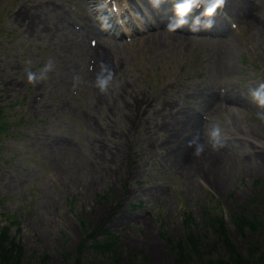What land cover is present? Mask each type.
I'll list each match as a JSON object with an SVG mask.
<instances>
[{
	"label": "rangeland",
	"instance_id": "1",
	"mask_svg": "<svg viewBox=\"0 0 264 264\" xmlns=\"http://www.w3.org/2000/svg\"><path fill=\"white\" fill-rule=\"evenodd\" d=\"M245 1L212 16L194 5L182 28L198 30L183 32L164 19L183 0H0V228L25 264L80 248L86 264H176L189 230L214 247L217 216L242 252L264 236V109L250 94L264 83V0L247 1L251 26L233 9ZM101 63L114 73L107 94ZM28 71L46 78L29 83ZM212 123L233 168L189 174L180 144L199 134L211 146ZM240 213L258 230L243 233Z\"/></svg>",
	"mask_w": 264,
	"mask_h": 264
},
{
	"label": "trees",
	"instance_id": "2",
	"mask_svg": "<svg viewBox=\"0 0 264 264\" xmlns=\"http://www.w3.org/2000/svg\"><path fill=\"white\" fill-rule=\"evenodd\" d=\"M3 110L0 108V117ZM4 124L0 121V131ZM239 229L245 233L246 230H258V220L250 219L244 213L234 216ZM211 234L214 237L213 245L203 243L199 236L189 230L185 238L174 245L176 249V264H264V236L248 243L245 252L240 251L238 246L230 238L227 225L222 216L208 220ZM113 241H93L91 246L98 250H105L112 246ZM83 244H81L82 246ZM216 246L218 249H216ZM81 248L76 256L63 253L61 264H86L82 260ZM25 250L15 237L10 235V227L0 228V264H25ZM90 264V263H89Z\"/></svg>",
	"mask_w": 264,
	"mask_h": 264
},
{
	"label": "clouds",
	"instance_id": "3",
	"mask_svg": "<svg viewBox=\"0 0 264 264\" xmlns=\"http://www.w3.org/2000/svg\"><path fill=\"white\" fill-rule=\"evenodd\" d=\"M200 3L206 4L203 15L212 16L216 8L224 4V0H183L182 3L176 5V11L179 18L176 20L175 23H170L168 27L170 29H175L185 25L187 23L185 19L186 14L189 13V11L193 8L194 5ZM199 23H200V17L197 16L194 19V25ZM204 26L207 28H211L213 26V22L211 20H208L205 22ZM191 30L196 31L197 29L193 26ZM51 67H52L51 64H47L45 68L40 71V73L47 72L48 70L51 69ZM105 71L108 73L106 77L101 78V76L97 74L95 80V87H97L102 94L108 93L109 87L114 79V73L112 72V70L104 63H101L100 72L103 73ZM45 78L46 76L43 74L38 75L31 71L27 72V80L29 83H33V84L38 83ZM250 94L253 101L260 108L264 109V83H260L256 88L251 89ZM256 115L261 121H264V111H258ZM207 134H208L209 142L211 143V146L214 150L223 146L222 129L218 123H212L209 126ZM193 145H195L193 155L197 157L200 156L204 151V144L200 142L199 134L194 136L188 142L189 147H192Z\"/></svg>",
	"mask_w": 264,
	"mask_h": 264
},
{
	"label": "bare ground",
	"instance_id": "4",
	"mask_svg": "<svg viewBox=\"0 0 264 264\" xmlns=\"http://www.w3.org/2000/svg\"><path fill=\"white\" fill-rule=\"evenodd\" d=\"M248 1V0H247ZM245 1V2H247ZM243 3V2H242ZM241 2H236L235 5H234V10L236 13H238L243 19V22L244 24L246 25H249L251 26L254 22H255V18L253 17V15H251L250 11L252 8H254V6L256 4H250V3H245L247 6H244L242 5ZM258 6V5H257ZM246 9V12H243L242 10H245ZM159 18H164V16L161 14ZM166 19L167 22H171V23H175L176 22V19L174 18L172 12H166V17L164 18ZM163 19V20H164ZM254 19V20H253ZM192 27H187V28H182L181 27H178L176 28V30H180V31H189V32H196L194 30H191ZM205 32V31H204ZM153 38V42L154 46H157L158 48H160L161 45H159L156 41V34H152L151 35ZM93 47L90 48L91 51H93ZM98 48L96 47V49H94V52L97 51ZM93 52V53H94ZM103 54L100 55V60L103 58L104 56V50H102ZM97 62H99V60H97ZM104 74V72H103ZM190 139V138H188ZM191 140V139H190ZM190 140H187L188 142ZM188 142H187V145L185 147L181 146L180 144V153H181V157L179 160L182 161V168L185 169L189 174L191 172V165H194V164H198L199 163V166H202L203 167V171H207V175L212 177L211 174H213V165L216 164V161L218 160H221V173L223 174V176L225 174H228L230 173V171L232 170L233 168V160H232V157L224 150H222L221 148H218L216 150H214L210 145H204V151L203 153L200 155V156H195L193 155V152H194V148H195V145H193L192 147H189L188 146ZM201 142V140H200ZM219 162V161H218ZM189 163V165H187ZM210 173V174H209Z\"/></svg>",
	"mask_w": 264,
	"mask_h": 264
}]
</instances>
